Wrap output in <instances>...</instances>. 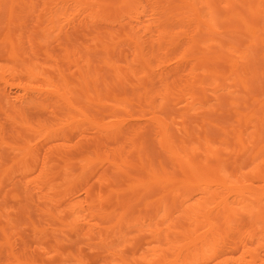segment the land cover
I'll list each match as a JSON object with an SVG mask.
<instances>
[{"label": "bare ground", "instance_id": "1", "mask_svg": "<svg viewBox=\"0 0 264 264\" xmlns=\"http://www.w3.org/2000/svg\"><path fill=\"white\" fill-rule=\"evenodd\" d=\"M3 17V264H264V0Z\"/></svg>", "mask_w": 264, "mask_h": 264}, {"label": "rangeland", "instance_id": "2", "mask_svg": "<svg viewBox=\"0 0 264 264\" xmlns=\"http://www.w3.org/2000/svg\"><path fill=\"white\" fill-rule=\"evenodd\" d=\"M5 18L3 17V18H0V35L2 34V32H3V28H4V26H5ZM103 24H101V27H104V26H102ZM1 37V36H0ZM0 62L1 63H3V64H6L7 63V60L5 59V57H3L1 54H0ZM22 79H23V81H27L26 80V77L25 76H23L22 77ZM35 112H38L39 110L37 109V110H34ZM6 163H8V165H10V161H7ZM9 195H11V194H9ZM0 202L2 203V204H4V205H7V206H12L14 203H15V200L11 197V196H7V195H5V192H0ZM30 232L27 230V232H26V234L25 235H28ZM66 235H71L70 234V232H66L65 233ZM0 236H1V233H0ZM77 240H79V239H77ZM80 241V240H79ZM74 242L75 241H70V242H64L63 244H62V246L63 247H65V248H68V249H75V247H73L74 246ZM83 247H87V245L86 244H83L82 245ZM85 254H87L89 257H90V259L91 260H93L94 261V258H92V253L90 252V251H88L86 248H85ZM3 260H0V264H3Z\"/></svg>", "mask_w": 264, "mask_h": 264}]
</instances>
